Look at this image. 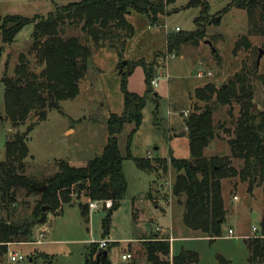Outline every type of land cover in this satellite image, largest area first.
I'll return each instance as SVG.
<instances>
[{
	"label": "rangeland",
	"instance_id": "374dc122",
	"mask_svg": "<svg viewBox=\"0 0 264 264\" xmlns=\"http://www.w3.org/2000/svg\"><path fill=\"white\" fill-rule=\"evenodd\" d=\"M73 1L0 0V19L6 16L25 19L46 17L56 7ZM163 1L166 2L163 14L156 20H149L146 15L134 11L129 13L127 20L133 34L123 45L117 48L91 47L78 95L72 100L59 102L58 110L46 111L44 120L32 112L24 122L13 126L4 111L1 79L4 75L14 76L19 56L24 54L30 69L36 73L39 71L32 53L28 52L33 24L23 27L10 45L4 44L0 37V162L5 158L4 148L8 138L32 128L27 136L29 153L24 161V175L37 182L56 173L58 169L55 163L59 160L78 168L101 154L107 143L106 124L109 116L120 115L123 111L122 73L131 71L127 76L126 89L139 96L145 90L143 65H153V80L158 78L157 87L151 85L149 100L142 110L141 124L130 143L127 139L132 124H125L117 135L127 189L119 208L112 215L108 236L103 239L101 230V220L106 210L92 211L87 220L79 210V205L87 202L85 197L81 195L76 200L74 196L73 204L64 206L58 216L49 212L50 209L41 210V214L47 217L39 221L32 237L34 241L38 234L36 230L41 225L47 228L43 244H11L7 254L0 258V264H85L90 244H97L101 240L108 242L104 250H109L110 264H149L145 258L144 244L155 235L176 239L171 244L170 257L183 249L198 255L196 264H221L219 258L229 264H264L250 263L245 245V241L250 239L247 237L251 227L259 225L264 219V181L254 179L250 191L249 181H242L238 176L221 181L226 211L221 226L222 236L209 240L182 224V202H178L171 192L176 172L168 166L166 174L145 173L127 158L129 153L135 159L149 158L152 164L156 158L168 159L170 156L188 160L184 121L194 110V105L198 108L203 106L202 102L193 98L195 89L209 83L220 87L243 69L248 73L253 89L252 112L257 114L264 111L263 38L250 33L253 30L247 25L246 12L232 7L234 0H200L209 5L208 18L221 15L219 25H207L205 39L198 44L189 42L177 52L167 54L166 37L194 31L200 8L189 7L192 0ZM199 23L205 24L201 19ZM176 28L180 31L176 32ZM65 32L66 36L82 37L76 28H68ZM241 37L248 38L249 47L241 45L240 49L234 51L235 43ZM260 51L263 54L257 65ZM123 62L126 65L120 73ZM132 64L135 66L132 67ZM238 116L239 107L235 103L218 107L213 114L218 137L204 150V157L230 155L228 141L233 137ZM67 130L70 131L67 133ZM232 166L239 171L243 162L233 159ZM154 168L157 169L156 165ZM235 196L236 201L233 200ZM39 202V194H27L19 189L13 202H0V219L9 222L29 219ZM229 229L233 230V237H228ZM31 249L39 251L33 262L29 261V255L34 254ZM11 253L23 256L24 260L11 262ZM126 253L130 254L131 259L123 261L121 256Z\"/></svg>",
	"mask_w": 264,
	"mask_h": 264
},
{
	"label": "trees",
	"instance_id": "16d2710c",
	"mask_svg": "<svg viewBox=\"0 0 264 264\" xmlns=\"http://www.w3.org/2000/svg\"><path fill=\"white\" fill-rule=\"evenodd\" d=\"M163 0H75L55 8L46 17L25 19L17 16H6L0 19V37L4 44L10 45L16 35L27 24H33L29 53H32L36 73L29 67L24 54L19 56L14 76H3L4 111L12 125L24 122L34 112L44 120L48 110H58V103L74 99L79 92V83L86 71V62L90 48L109 46L117 48L123 45L133 34L132 26L127 20L131 11L157 19L163 14ZM232 7L246 12L247 25L251 34L263 38L264 50V0H234ZM189 7H199L200 15L195 20L196 29L192 32H179L166 37L167 54L177 52L183 44H198L205 39V27L217 26L221 15L208 18L209 5L206 1L192 0ZM229 7L226 8L227 11ZM206 15V16H205ZM203 20L205 24H200ZM209 19V20H207ZM76 28L82 37L66 36V29ZM241 45L249 47L247 37H241L235 43L234 51ZM121 55V54H120ZM128 65V64H127ZM132 67L135 65L132 64ZM145 90L142 96L127 91V76L123 74L121 93L123 111L120 115L111 114L107 120V143L101 154L89 160L84 167H73L64 160L55 163L57 172L42 182H37L24 175L25 159L28 157L26 133L14 134L5 143L4 160L0 162V202L14 201L17 190L23 189L27 194H39L40 202L32 216L20 222H9L0 219V258L8 252L11 244L33 242L32 232L41 218V208L48 207L49 212L58 216L64 206L73 204L72 198L78 200L83 195L87 202L79 205L80 213L88 218V203L98 200L112 201L111 209L106 210L101 220L102 238L108 236L111 218L123 200L127 183L122 171L117 135L125 124L133 128L128 136V143L138 130L142 120V110L149 100L151 81L154 78L153 65H143ZM248 73L236 74L226 84L216 87L206 84L194 91L193 98L203 106L194 110L185 119L188 138L189 158L135 159L128 153L127 158L134 161L137 169L145 173L166 174L168 166L176 176L171 192L178 202H182V224L193 232L209 240L222 236L221 226L225 221L226 211L222 199L221 181L238 176L242 181H249L250 191L254 179L264 181V111L252 112L253 89ZM263 76H261L262 78ZM236 104L239 116L229 139L230 155L204 157V150L216 139V127L213 114L221 106ZM243 162L237 171L232 160ZM156 165L157 169L154 168ZM32 186H45L43 192H36ZM88 220V219H87ZM264 231V219L259 223ZM167 237L153 236L144 244L145 258L149 264H196V253L181 250L170 257V245ZM246 248L250 263H264V239H247ZM102 252L95 243L90 244L85 256V264H110L107 256L102 260L97 255ZM170 258V259H169ZM221 264H229L219 258Z\"/></svg>",
	"mask_w": 264,
	"mask_h": 264
},
{
	"label": "built area",
	"instance_id": "2783aa9c",
	"mask_svg": "<svg viewBox=\"0 0 264 264\" xmlns=\"http://www.w3.org/2000/svg\"><path fill=\"white\" fill-rule=\"evenodd\" d=\"M175 31L178 32L180 30H179V28H176ZM208 75H210V73ZM197 76L200 77L201 74L198 73ZM157 83H158V78L151 81V85L153 87H157ZM233 200L236 201L237 197L236 196L233 197ZM111 206H112V201H110V200L92 201V202L88 203V212H91V211H94V210H109V209H111ZM47 231L48 230L46 228H41L39 230V233L37 234V238L35 240V243H37V244L41 243L45 239ZM227 233H228V237H233L234 232H233L232 229H229L227 231ZM247 238L264 239V231H261V228L259 227V225L252 226L251 227V232L249 234V237H247ZM164 240L167 241L169 243L170 247H171V244L176 239H174L171 236H169V237L165 238ZM107 244H108V242L106 240H101L100 242L97 243L98 249L100 251H104V249L106 248ZM121 259L123 261H126V260L131 259V256H130V254H123L121 256ZM9 260L11 262H18V261H23L24 258H23V256H21V255H19L17 253H11V255L9 257Z\"/></svg>",
	"mask_w": 264,
	"mask_h": 264
},
{
	"label": "water",
	"instance_id": "95a60500",
	"mask_svg": "<svg viewBox=\"0 0 264 264\" xmlns=\"http://www.w3.org/2000/svg\"><path fill=\"white\" fill-rule=\"evenodd\" d=\"M209 45H211L209 42H207ZM214 51V50H213ZM263 54L262 51L259 52L258 58H257V65L259 63V59L261 57V55ZM126 65V62H123L120 65V73L122 72L121 69L122 67H124ZM33 190L36 192H43L45 191L46 187L45 186H41V187H36V186H32ZM45 209H49L48 207H42L41 210L44 211ZM46 218V215L44 213L41 214V218L39 221H43ZM107 256V251H102L97 255V258L99 259L101 257V259L103 260L105 257ZM99 263V260H97V264Z\"/></svg>",
	"mask_w": 264,
	"mask_h": 264
},
{
	"label": "crops",
	"instance_id": "0c3cea01",
	"mask_svg": "<svg viewBox=\"0 0 264 264\" xmlns=\"http://www.w3.org/2000/svg\"><path fill=\"white\" fill-rule=\"evenodd\" d=\"M70 130H67V133L69 132ZM72 132V131H71ZM92 212V211H91ZM91 212H88V214H90ZM47 217V216H46ZM41 228H43L42 227V225L40 226V227H38L37 228V230H36V233L38 232L39 233V230L41 229ZM47 229V228H46ZM48 230V229H47ZM48 232V231H47ZM47 234V233H46ZM37 238V237H36ZM36 238H35V240H36ZM243 238V237H242ZM35 240L33 241V242H31V244L30 245H41V244H43L44 243V240L41 242V243H39V244H37V243H35ZM30 251H32L34 254L33 255H29V261L30 262H33L34 260H35V258L37 257V254H38V250L37 249H31ZM105 251V250H104ZM170 252H171V247H170ZM126 254H128V253H126ZM44 257H48L47 255H44V254H42ZM175 255V254H174Z\"/></svg>",
	"mask_w": 264,
	"mask_h": 264
}]
</instances>
